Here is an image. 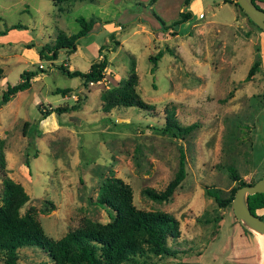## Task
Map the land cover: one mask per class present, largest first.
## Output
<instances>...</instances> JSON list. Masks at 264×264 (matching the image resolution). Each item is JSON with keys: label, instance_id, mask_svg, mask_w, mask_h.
I'll use <instances>...</instances> for the list:
<instances>
[{"label": "rangeland", "instance_id": "374dc122", "mask_svg": "<svg viewBox=\"0 0 264 264\" xmlns=\"http://www.w3.org/2000/svg\"><path fill=\"white\" fill-rule=\"evenodd\" d=\"M139 1L146 0H0V30L14 22L26 25L0 34V96L24 69L38 71L30 87L0 108L5 158L0 204L3 179L10 177L29 195L20 213L33 208L45 233L59 238L87 219L111 220V212L94 199L105 178L116 175L131 185L137 208L167 211L178 220V236L167 239L175 252L150 255L147 264H259L264 261L261 239L250 228L244 232L233 209L206 190L223 199L234 196L238 182L227 164L247 182L264 175V141L256 136V124L264 134V110L258 117L264 105V31L236 0H194L193 16L171 34L161 30L154 12L171 22L183 0ZM79 15L96 22L77 39L76 50L60 48L55 59H40L41 43L52 44L59 30L69 35L80 29ZM101 46L108 63L100 81L83 85L80 77L56 67L67 63L69 69L85 71L100 58ZM159 48L163 54L152 68L149 56ZM132 60L136 89L155 109L116 106L104 111L101 92L128 76ZM256 60L257 70L245 80ZM67 86L68 92H56ZM77 99L76 109L44 118L38 108L71 105ZM168 105L181 124L196 121L197 126L180 137L162 132ZM180 147L186 174L170 198L144 194V186L161 190L174 176ZM18 253L17 264H56L37 246H22Z\"/></svg>", "mask_w": 264, "mask_h": 264}, {"label": "trees", "instance_id": "16d2710c", "mask_svg": "<svg viewBox=\"0 0 264 264\" xmlns=\"http://www.w3.org/2000/svg\"><path fill=\"white\" fill-rule=\"evenodd\" d=\"M52 1L55 4H63L69 0ZM192 1L183 0L178 16L168 23L158 13L154 12L156 18L161 22V30L164 32L169 30L171 34L178 33L177 26L193 16V10L190 7ZM139 2L152 5L156 0ZM77 20L81 26L78 31L68 35L63 30H59L52 44L47 42L40 44L38 48L40 59H55L60 48H65L69 52L76 50L77 39L89 33L96 22L94 17L86 19L82 15H79ZM18 28H26V25L14 22L5 29H1L0 34ZM27 46L31 47L32 43ZM103 48L105 46L99 48L100 58L92 61L85 71L77 68L69 69L67 63L57 64L56 67L69 76L80 77L83 85L88 82L100 81L104 78L108 63L106 54L102 53ZM168 50L171 51L170 47ZM162 54L163 50L159 48L155 54L149 56L153 62L152 68L155 67ZM259 63L260 61L256 60L251 64L245 75V80L253 77ZM37 72L36 69H24L20 73L18 81L12 84L8 83L0 96V108L17 92L30 87L31 78ZM1 76L2 69L0 68ZM136 85L135 61L132 60L128 76L119 84L107 87L101 92L100 98L104 101L103 110L109 111L116 106H133L144 112L154 110L155 104L144 100L137 91ZM70 89L71 87L68 86L58 87L56 92L64 94ZM79 103L80 99H77L71 105L64 104L50 108L39 105L38 108L44 118L52 112L60 114L69 109H76ZM165 110L164 124L160 127L162 132L180 137L197 126L196 121L181 124L175 115L173 105L166 106ZM27 124L28 121H25L24 126ZM2 147L3 139L0 138V167L5 165ZM27 165H29L28 161ZM226 167L232 179L238 182L237 187L249 183L238 173L232 163L227 164ZM185 174V153L180 147L177 170L166 186L161 190L144 186L142 192L155 200H167L184 179ZM206 192L213 195L218 203L228 205L232 210V196L223 199L215 190L207 189ZM28 199V193L19 182L10 177L3 179V196L0 204V260L2 264H17L18 250L25 245H33L42 249L56 264H122L126 260H131L134 264H147V257L150 255L164 257L175 252V249L167 244V239L179 234L177 218L167 211L137 208L133 202L131 185L119 176H107L100 184L94 199L97 205L111 212V220L106 223H97L87 219L85 224L67 231L59 238H52L45 233L33 208L28 209L23 214L20 213V207ZM247 203L252 212L264 218V213L259 212V209L264 208V192L248 194ZM240 225L244 232H251L243 223L240 222ZM168 262H172V260L158 264ZM223 264L227 263L224 262Z\"/></svg>", "mask_w": 264, "mask_h": 264}, {"label": "water", "instance_id": "95a60500", "mask_svg": "<svg viewBox=\"0 0 264 264\" xmlns=\"http://www.w3.org/2000/svg\"><path fill=\"white\" fill-rule=\"evenodd\" d=\"M246 15L264 31V8L258 6V0H236ZM264 192V175L254 182L237 187L232 198V209L238 220L250 229L256 230L264 238V218L251 211L247 203V195ZM164 264H222L203 261H173ZM259 264H264L262 261Z\"/></svg>", "mask_w": 264, "mask_h": 264}, {"label": "crops", "instance_id": "0c3cea01", "mask_svg": "<svg viewBox=\"0 0 264 264\" xmlns=\"http://www.w3.org/2000/svg\"><path fill=\"white\" fill-rule=\"evenodd\" d=\"M147 1V0H146ZM157 1V0H156ZM145 2V1H143ZM258 5L262 8H264V0H258L257 1ZM195 4V1L193 0L190 4V7L193 8V5ZM193 10V9H192ZM264 110V105L261 106L260 111L258 112V117L260 116L261 112ZM264 118V117H263ZM257 121L259 123V119L257 118ZM257 123V122H256ZM256 136L258 139L264 141V134L261 133V128L256 124ZM260 213H264V208L259 209Z\"/></svg>", "mask_w": 264, "mask_h": 264}, {"label": "bare ground", "instance_id": "6f19581e", "mask_svg": "<svg viewBox=\"0 0 264 264\" xmlns=\"http://www.w3.org/2000/svg\"><path fill=\"white\" fill-rule=\"evenodd\" d=\"M255 234L261 239L262 243L264 244V238L262 237V235L260 233H258L256 230L252 229Z\"/></svg>", "mask_w": 264, "mask_h": 264}]
</instances>
